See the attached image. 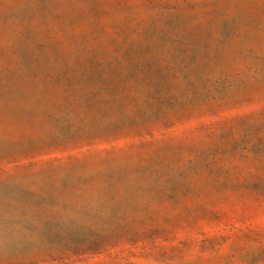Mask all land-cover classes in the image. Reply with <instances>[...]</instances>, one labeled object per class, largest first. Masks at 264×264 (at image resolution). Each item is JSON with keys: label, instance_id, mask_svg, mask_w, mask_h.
Instances as JSON below:
<instances>
[{"label": "rangeland", "instance_id": "374dc122", "mask_svg": "<svg viewBox=\"0 0 264 264\" xmlns=\"http://www.w3.org/2000/svg\"><path fill=\"white\" fill-rule=\"evenodd\" d=\"M0 264H264V0H0Z\"/></svg>", "mask_w": 264, "mask_h": 264}]
</instances>
